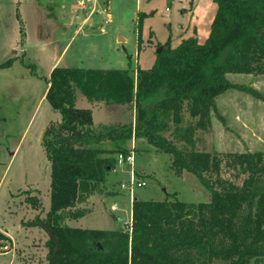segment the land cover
I'll use <instances>...</instances> for the list:
<instances>
[{
    "label": "trees",
    "instance_id": "16d2710c",
    "mask_svg": "<svg viewBox=\"0 0 264 264\" xmlns=\"http://www.w3.org/2000/svg\"><path fill=\"white\" fill-rule=\"evenodd\" d=\"M217 11L204 43L196 37L172 47L167 41L153 66L129 70L56 66L48 79L46 99L60 114L43 142L50 162L51 206L44 218L49 264H260L264 258V152L185 151L165 133L180 125L184 111L196 129L209 131L217 98L239 88L259 99L256 89L233 83L230 74L264 75V0H213ZM143 21L139 19L138 27ZM140 34V33H139ZM12 60L1 66L6 67ZM82 99L133 111L121 121L95 124ZM145 139L171 157L176 174L195 175L210 193L209 202L187 203L177 195L162 201L132 202L128 231L73 227L68 220L86 213L89 196L102 194L116 167L114 154L125 144ZM244 175L239 185L223 169ZM41 201L33 202L38 208ZM80 207V208H79ZM0 241L10 239L0 232ZM5 246L0 242V247Z\"/></svg>",
    "mask_w": 264,
    "mask_h": 264
},
{
    "label": "rangeland",
    "instance_id": "374dc122",
    "mask_svg": "<svg viewBox=\"0 0 264 264\" xmlns=\"http://www.w3.org/2000/svg\"><path fill=\"white\" fill-rule=\"evenodd\" d=\"M191 1L142 0L137 5L135 0H112L110 4V0H94L79 6L78 0H0V224L13 234L21 255L0 257V264H49V234L42 226L27 223L44 218L51 206L50 162L43 142L45 129L61 117L46 99L56 62L70 68H128L135 77L138 68L153 66L157 50L167 41L176 47L188 36L200 43L207 40L211 32L208 18L215 13L216 4L194 0L196 11L191 17ZM139 19L143 21L141 31ZM185 24L187 28H181ZM10 60V65L1 66ZM228 77L264 96V75ZM83 102L95 103L82 97L77 100L78 104ZM217 108L223 120L213 112L209 131L196 129L197 119L184 111L182 123L172 124L165 135L185 151L264 152V99L236 88L217 98ZM113 114L112 121H121L133 111L124 108ZM132 147V141L125 144L126 149ZM134 148L133 170L146 185L135 188L132 195L122 190L121 183L128 179L131 167L118 166L120 173L105 185V194H94L87 205L83 204L84 226L130 229L107 207L106 198L110 207L115 203L125 220L131 212V197L162 201L177 195L187 203L209 202L206 187L189 172L176 174L168 154L158 152L145 139H137ZM223 176L239 185L245 178L227 168ZM37 199L41 201L38 208L33 206ZM33 239L38 246L29 250L24 244Z\"/></svg>",
    "mask_w": 264,
    "mask_h": 264
},
{
    "label": "crops",
    "instance_id": "0c3cea01",
    "mask_svg": "<svg viewBox=\"0 0 264 264\" xmlns=\"http://www.w3.org/2000/svg\"><path fill=\"white\" fill-rule=\"evenodd\" d=\"M63 1V0H62ZM136 1V4L137 5H139L141 2H142V0H135ZM194 1V0H193ZM193 1H191V6H190V12L192 13V15H191V17L194 15V13H195V9H196V6H194V2ZM112 2V0H110V2H109V4ZM215 3V2H214ZM216 4V3H215ZM78 5H79V3H78ZM80 6V5H79ZM139 7V6H138ZM213 8V7H212ZM211 8V9H212ZM214 11H215V13H211V15H210V17L208 18V23H209V25H212V22H213V20H214V17H215V14H216V11H217V4H216V7L214 8ZM139 13H142V12H138V15H139ZM181 13H183L184 14V10L181 12ZM145 14H147V13H145ZM191 27H192V29H193V32H195L196 31V28H197V26L195 27V25H194V22L193 23H191ZM181 28H187V24H185V25H182L181 26ZM189 28H190V25H189ZM189 37H191V36H188L187 38H189ZM187 38H185V39H187ZM183 40V39H182ZM181 40V41H182ZM180 41V42H181ZM140 46V45H139ZM60 61V60H59ZM59 61H57L56 62V64H55V66L53 67V69L57 66V64L59 63ZM89 69H97V68H89ZM110 69H112V68H110ZM128 68H122L121 70H127ZM83 100V99H82ZM80 107H82V108H88V109H91L92 110V112H93V119H94V123L95 124H102V123H108V122H110L112 119H114V117H115V115L116 114H113V112H120L121 110H124V108L125 109H127V107L126 106H120V105H117V106H112V107H106L104 104H102V103H86L85 102V104H84V102L83 103H81V104H78ZM83 105V106H82ZM112 118V119H111ZM135 143H136V141H135ZM117 166V168L115 167V169H113L109 174H108V176H107V178H106V182H105V184H104V186H103V193L102 194H98V195H100V196H102V195H104L105 194V185L106 186H109V184L111 183V182H113V178L116 176V175H118L117 173H120V168L118 167V165H116ZM7 169H8V166H7ZM110 179V180H109ZM1 183H2V179H0V185H1ZM94 197V195H92V196H89L88 197V199H87V201H86V205H87V203L91 200V198H93ZM98 198V197H97ZM105 202H107V207L108 208H110L111 209V211L113 212V214H115L116 216H119V218H118V220L119 221H121V220H123L124 221V223L125 224H127V225H129V227H130V225H131V223H132V202L134 201V198H132L131 197V199H130V204H131V212H130V215H129V217L125 220V219H123V218H121L122 216H121V214H119L118 212H119V209H118V207L115 205V203H111L110 205H111V207L109 206V204H108V199L106 198V199H103ZM115 200V199H114ZM86 205H85V207H86ZM80 207L82 208V209H84L85 207L83 206V204L82 205H80ZM79 207V208H80ZM106 207V208H107ZM49 210H47V212H48ZM114 219V218H113ZM86 221V214L84 215V216H82V217H79V218H77V219H71V220H68V224L69 225H71L72 223H75L74 225H71V226H73V227H81V228H88V226L86 225V226H84V222ZM21 225H20V228H23V225H22V220H21ZM102 223H103V221H102ZM30 228H32V227H30ZM105 227L102 225V227H99L98 229H104ZM0 232L1 233H3L4 235H6L9 239H10V241H7V242H10L11 243V245H12V247H11V250H9V251H5V250H0V257H3V258H5V257H8V256H17V255H19L18 253H19V251H18V242H17V240L14 238V236H13V234L10 232V230L8 229V228H5L2 224H0ZM35 240L33 239V240H31L30 241V244H27V243H25L24 245H26L25 247L26 248H28L29 249V247H35V246H38V245H35ZM5 245V244H4ZM2 247H4V246H2ZM30 250V249H29ZM19 258H21V255H19ZM21 260V259H20ZM10 264H11V262H10ZM20 264H22V262L20 263ZM260 264H264V258L262 259V261H261V263Z\"/></svg>",
    "mask_w": 264,
    "mask_h": 264
},
{
    "label": "built area",
    "instance_id": "2783aa9c",
    "mask_svg": "<svg viewBox=\"0 0 264 264\" xmlns=\"http://www.w3.org/2000/svg\"><path fill=\"white\" fill-rule=\"evenodd\" d=\"M94 0H78V3L80 6H85L88 3H91ZM168 10V8H167ZM133 147L128 149L126 152H118L116 154V165L121 167H131L130 175L128 176V179L121 183V189L122 190H128L131 195L133 194L135 188L137 187H143L146 185L145 181L139 180L137 178V175L135 171L133 170L134 164H135V139L132 140Z\"/></svg>",
    "mask_w": 264,
    "mask_h": 264
},
{
    "label": "water",
    "instance_id": "95a60500",
    "mask_svg": "<svg viewBox=\"0 0 264 264\" xmlns=\"http://www.w3.org/2000/svg\"><path fill=\"white\" fill-rule=\"evenodd\" d=\"M163 50V46L159 47V49L157 50V53H160L161 51ZM50 127V125L45 129V131H47V129ZM42 227L45 228V230L47 231V233L49 234V236L53 237L56 241V250H55V253H54V256L56 255L57 251L59 250V242L56 240L55 236L53 235L51 229L49 228V226L45 225V224H42ZM2 244H5L4 247H0V250H11V243L10 242H7V241H0Z\"/></svg>",
    "mask_w": 264,
    "mask_h": 264
}]
</instances>
